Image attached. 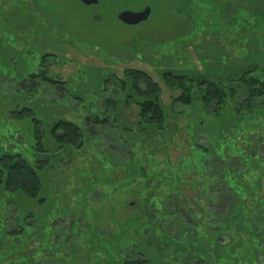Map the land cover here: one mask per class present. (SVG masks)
<instances>
[{
    "label": "rangeland",
    "instance_id": "rangeland-1",
    "mask_svg": "<svg viewBox=\"0 0 264 264\" xmlns=\"http://www.w3.org/2000/svg\"><path fill=\"white\" fill-rule=\"evenodd\" d=\"M248 3L252 5L251 1ZM147 5L151 7L150 16L137 25L124 24L117 17L123 10L140 11ZM235 5L236 10L229 12V4L223 8L211 0H99L97 5H85L79 0H0V155L20 153L31 163L45 156L52 158L51 169L40 172L43 183L41 196L46 197V206L38 207L34 201L19 194L17 198L23 204V208L19 209L30 207L40 212L38 219L45 226H49L57 217L64 221L72 214L76 215L71 217L83 218L84 213L78 207L81 198L90 190L92 183L99 180L104 181L98 184L106 192L102 195L105 204L108 202L106 196L110 195L112 189L123 184L117 193V200L108 203L115 207L117 216L120 213V217L124 218L127 211L128 214L132 212L124 204L134 201L135 197L128 193V188L122 183L123 172L115 175V183H105V180L112 177L111 172L117 169L112 168L109 156L102 157V154L109 153L112 158L117 157L120 152L115 151V145L119 149V143L126 142L121 144L125 147L128 144L133 152H150L149 149L158 148L157 154L153 155L157 162L161 160L159 154L168 149L169 158L174 160L183 152L191 155L193 134L195 142L217 147L221 134H225V129L230 130L232 126L225 123L222 117H210V113H203L199 108L193 110L179 104L173 105L172 100L177 93L165 87L162 76L165 73L198 72L209 80H233L241 72L235 69L236 63L239 65L237 57H241L238 58L240 61L246 58L242 61L256 62L263 67L264 14L259 17L243 15L238 11L237 3ZM252 34L258 38L259 44L255 39L250 45ZM125 69L145 71L162 86V105L168 115L169 143L165 141V136L158 137L153 129H148L146 133L137 126L139 108L135 103L125 107L124 98H120L123 97L122 90L117 81L115 83ZM43 70L51 79L62 83L51 86L33 76ZM33 82L35 86H32ZM238 93L240 97L242 92ZM107 97L117 100V105H106L104 99ZM23 107L34 110L35 116L41 120L44 128L43 142L50 153L40 154L35 150L29 119L19 120L12 116L13 112ZM181 111H185V115L178 117ZM97 114L101 118L109 115L115 130L108 125H99L95 129V139L92 140L85 132L83 137L87 145L82 150H58L47 133L48 128L62 118L78 123L83 132L87 131L92 124L90 120L85 122V118H93ZM256 125L246 122L242 136L244 140L237 141V145L242 142L240 146L248 149L254 147V151L259 153L244 161L250 172L240 179L246 187L253 185L245 182L250 173L264 181V175L260 176L264 174V125L252 127ZM202 150H199L202 156H207ZM231 162L236 167L239 165L238 158H232ZM196 164L197 169L202 171L195 178L197 186L188 187L183 192L184 198L176 199L179 206L186 209L194 220L211 221L209 213L212 208L206 197L209 191H204L212 184L211 195L216 194L218 182L203 172L202 164L197 161ZM237 184L229 182L239 200L246 194L252 197L250 189L246 191L239 187L236 190ZM101 192L96 188L88 197L99 198ZM261 192L264 195V185ZM142 193L146 191L142 190ZM6 194L11 199L15 198L11 193ZM1 196H4L2 192ZM167 198L159 193L153 199L159 209V219L164 215ZM51 205L53 208L49 210ZM91 207L86 209L88 215L92 213ZM222 209L223 204L220 203ZM238 211L241 214L237 220L225 227H229V233L247 242L258 239L252 236L255 234L252 229L264 235L263 219L260 224L253 225L251 210L240 208ZM173 230L170 226L169 234ZM144 235L138 238L133 236V239L139 244L137 249L152 264H174L176 259L170 261L167 257L174 253L173 249H162L160 252V243L153 230ZM224 239L230 240L226 235L219 237V240ZM75 241L74 245L87 248L79 260L84 264H98V261L90 258L92 254L89 253L91 249L88 243H93V239L78 235ZM94 245V251L100 248L98 252L104 254L103 248ZM102 259H105L104 264H111L108 258ZM196 260L194 255L183 258L185 263L194 264Z\"/></svg>",
    "mask_w": 264,
    "mask_h": 264
},
{
    "label": "trees",
    "instance_id": "trees-1",
    "mask_svg": "<svg viewBox=\"0 0 264 264\" xmlns=\"http://www.w3.org/2000/svg\"><path fill=\"white\" fill-rule=\"evenodd\" d=\"M211 1L227 3L230 0ZM235 1L239 7L238 11L240 10L243 15L259 17L264 14V0ZM249 1L252 5H249ZM250 38H253L250 45L255 39L259 44L256 36L252 34ZM238 58L241 57L236 58L239 65L236 63L235 69H240L241 72L239 77L233 79L235 81L209 80L198 72L195 74L165 73L162 76L165 87L171 92L177 93L172 100L173 105L179 104L193 110L199 108L203 110V113H210L208 115L210 117H222L225 123L232 126L230 130L233 129V131L226 128L225 134H221L217 147H207L202 143L195 142L193 134L190 144L191 155L183 152L174 160L169 158L168 149L162 151L163 154H159L161 160L157 162L153 155L157 154L158 148L149 149L150 152L147 150L133 152L128 144H126L127 147L121 144L126 142H120L119 149H116L117 142L114 143L115 151L117 150L121 155L118 154L119 156L112 158L109 153L102 154V157L108 155L112 168L117 169V171L111 172L110 176L112 177L105 180V183H115V175L123 172L124 181L122 183L128 188V193L135 197L133 203L126 202L127 204H124L128 210L132 211L129 214L127 211L124 218L120 217V213L117 216L115 207L108 203L117 200L116 198L119 197L117 193L123 184H119V188L112 189L110 195L106 196L108 202L106 201L105 204L102 195L106 192L99 185L104 181L97 180L83 195L78 206L84 213V219L79 218L80 216L71 217L76 215L72 214L65 221L59 220L60 217H57L49 223V226H45L43 221L38 219L40 212H35L30 207L26 210L19 209L23 204L19 202L17 195L23 194L29 200L34 201L38 207L46 206L47 199L44 195L41 196L43 183L40 172L51 169L52 158L45 156L31 163L20 153L1 154L0 192L4 196L0 197V264H84L79 258L83 256L82 253L87 248L84 245H74L78 235L90 237L94 244L106 251L104 254H100L98 252L100 248L94 251V244L88 243L91 249L89 253L92 254L90 258L95 259V262L98 261V264L102 262L104 264L105 259H102L104 257L108 258L111 264H152V261L137 249L139 244L137 240L133 239V236L138 238L139 235H142L144 237V234L150 233V230L154 231L156 240L160 243L158 245L160 252L162 249H173L174 253L167 257L170 261L175 258L174 264H192L183 261L184 257L188 258L190 255H194L197 259L194 264H264L263 234L259 233L257 229L256 231L252 229L255 233L252 236L258 239L253 242L247 239V242L243 238L236 239V236L228 232L229 227L225 228L231 221L237 220L241 214L238 211L240 208L251 210L250 218H254L251 222L255 223L253 225L260 224L262 219L264 222V205H262L264 195L261 192L264 181L259 176L250 173L245 182L247 185L248 182L253 185H248L247 188L240 179L250 172L244 165V161L259 153L254 151V147L248 149L245 146H240L242 142L237 145V141L244 140L242 136L246 130L244 127L246 122L264 125V66L261 67L256 62L242 61L246 58H242L241 62ZM40 72L33 76L39 77L41 81L47 82L51 86L62 83L60 80L51 79L43 73L44 70ZM116 81L122 90L123 97L120 98H124L122 100L125 107L135 103L139 108L137 126H140L144 132L153 129L158 137L165 136V141L169 143L168 115L162 105V86L150 74L137 69H125L122 76L115 80V83ZM35 85L36 83L33 82L32 86ZM59 89L61 90L62 86ZM239 91L242 92L240 97ZM259 99L262 101H258ZM104 102L112 107L118 103L111 97L105 98ZM178 114V117L182 114L185 115V111ZM12 116L19 120L29 119L32 124L35 150L40 154L50 153L43 142L42 122L35 116L34 110L23 107L13 112ZM108 116L101 118L97 114L93 118L86 117L85 122L90 120L89 123L92 126L84 132L78 123L62 118L54 122L48 128L47 133L58 150L67 148L82 150L87 145L85 137H83L85 132L92 140L96 136L97 126L108 125L114 129ZM199 150L205 152L207 156H202L203 153H200ZM51 155L54 154L51 153ZM232 158L239 159L237 167L232 164ZM196 161L204 166L203 172L208 177L218 182L215 189L216 194L211 195L212 184L207 186V191H204L206 193L209 191L206 197H208L213 210L209 213L211 221L194 220L188 215L186 209L179 206L177 201L180 197L184 198L185 189L197 186L195 178L202 171L197 169ZM262 175L264 174L260 176L262 177ZM254 178H256L255 181ZM229 182L240 184V186L236 185V190L239 187L246 191L250 189L252 197L245 193L243 199L239 200V196L234 195V190L229 186ZM169 186L172 187V190ZM96 188L102 191L100 197L89 198L88 196ZM142 190L146 193L143 194ZM6 193H11L15 198L12 196L13 199H11ZM159 193H162L163 197H168L165 201L162 219H159V209L153 202L154 197ZM220 203L223 204L222 210H220ZM9 206L12 207L11 210ZM88 206H92L90 215L86 212ZM52 208L53 205L49 207V210ZM61 209L63 210L62 207ZM78 211L81 213L80 210ZM211 225L212 227H210ZM170 226L174 229L171 234H169ZM224 235L228 236L230 240H219V237L222 238ZM87 264L90 263L87 262Z\"/></svg>",
    "mask_w": 264,
    "mask_h": 264
},
{
    "label": "water",
    "instance_id": "water-1",
    "mask_svg": "<svg viewBox=\"0 0 264 264\" xmlns=\"http://www.w3.org/2000/svg\"><path fill=\"white\" fill-rule=\"evenodd\" d=\"M85 5H97L99 0H79ZM151 14V7L145 6L140 11L123 10L118 13L117 17L120 21L127 25H137L146 21Z\"/></svg>",
    "mask_w": 264,
    "mask_h": 264
},
{
    "label": "flooded vegetation",
    "instance_id": "flooded-vegetation-1",
    "mask_svg": "<svg viewBox=\"0 0 264 264\" xmlns=\"http://www.w3.org/2000/svg\"><path fill=\"white\" fill-rule=\"evenodd\" d=\"M260 2H262V1H260ZM235 3H237V1H235V0H230V1H228L227 3H225V1L224 2H222L221 3V1H219L218 2V5L219 6H222L223 8H227V4H229V12H234V10H236V5H235ZM167 192V191H166ZM160 194H162V193H160ZM133 203V202H132ZM218 209H219V206H218ZM211 212H213V210H211Z\"/></svg>",
    "mask_w": 264,
    "mask_h": 264
}]
</instances>
